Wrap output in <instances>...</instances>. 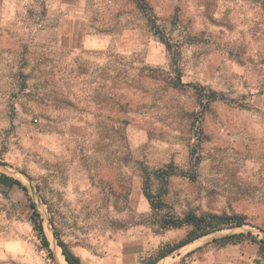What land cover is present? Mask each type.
I'll use <instances>...</instances> for the list:
<instances>
[{"label":"rangeland","instance_id":"1","mask_svg":"<svg viewBox=\"0 0 264 264\" xmlns=\"http://www.w3.org/2000/svg\"><path fill=\"white\" fill-rule=\"evenodd\" d=\"M145 1L156 27L135 0H0V173L25 187H0V264H66L53 232L80 264H148L185 235L168 211L247 223L155 264H264L250 241L182 259L264 240V0Z\"/></svg>","mask_w":264,"mask_h":264},{"label":"trees","instance_id":"2","mask_svg":"<svg viewBox=\"0 0 264 264\" xmlns=\"http://www.w3.org/2000/svg\"><path fill=\"white\" fill-rule=\"evenodd\" d=\"M136 7L147 17L148 21L151 22L153 27H156L154 24V18L151 12V7L147 4L145 0H135ZM177 85H182L180 80L177 81ZM197 94L201 99H206V102H210L215 97V92L206 91L204 88H197ZM201 104V102H200ZM202 105V104H201ZM145 174L149 178L150 174L146 171ZM175 173V169L171 166H168V170H156L153 172L155 178L159 179L162 182L160 192L153 194L150 192V183L146 182V186L143 194L146 200L149 203L150 209L154 212H159L160 210L167 207L166 203L163 201V196L165 194L164 186L167 178ZM149 185V186H148ZM19 187L25 190V187L22 186L21 182L13 177L7 176L0 173V187L5 189H11L13 187ZM33 229L37 232L39 239L42 241L44 247L48 248V242L44 235L42 224L39 219V215L36 212L32 213L31 216ZM246 217L237 213H202L196 215L193 212H187L182 216H178L171 211L166 212L157 220V224L160 229L171 230V229H186L184 237L178 241L167 244L159 248L156 252V255L153 260L149 261L148 264H155L159 259L166 257L170 253L182 248L183 246L193 242L194 240L201 238L203 236L209 235L216 231H221L223 229H229L234 227H241L245 225ZM57 238V244L61 249V253L66 261V264H80V259L74 255L67 244L59 239L58 234L53 232ZM245 241L253 242L257 245V254L259 258L264 263V240L256 239L251 235L250 232L247 233H233L227 234L220 238L212 239L211 243L215 246L224 247L226 245H236ZM200 249V248H199ZM194 251H191L185 255L188 257ZM184 258V257H183ZM182 258V259H183Z\"/></svg>","mask_w":264,"mask_h":264},{"label":"crops","instance_id":"3","mask_svg":"<svg viewBox=\"0 0 264 264\" xmlns=\"http://www.w3.org/2000/svg\"><path fill=\"white\" fill-rule=\"evenodd\" d=\"M148 202V201H147ZM149 204V203H148ZM150 207V206H149ZM204 237V236H203ZM203 237H201V238H203ZM201 238H198V239H196V240H194L193 242H191V243H189V244H187V245H185V246H191V245H194L195 243H196V241H198L199 239H201ZM212 241V240H211ZM211 241L210 242H207V243H205L204 245L205 246H195L194 248H191V249H193V250H187V253H189V252H191V251H194L195 250V252H193L192 254H190L189 256H191V255H194V254H196L197 252H199V251H202L203 249H205V248H207L208 246H213V244L211 243ZM185 246H183V247H185ZM226 246H231V245H226ZM226 246H224V247H226ZM182 247V248H183ZM200 248V249H199ZM219 248H222V247H219ZM186 253V254H187ZM185 254V255H186ZM185 255L183 256L184 258H185ZM182 257V258H183Z\"/></svg>","mask_w":264,"mask_h":264},{"label":"bare ground","instance_id":"4","mask_svg":"<svg viewBox=\"0 0 264 264\" xmlns=\"http://www.w3.org/2000/svg\"><path fill=\"white\" fill-rule=\"evenodd\" d=\"M65 260V259H64ZM66 262V261H65Z\"/></svg>","mask_w":264,"mask_h":264}]
</instances>
